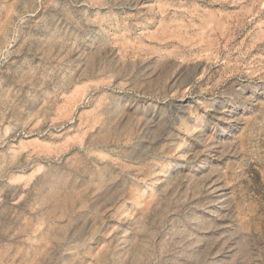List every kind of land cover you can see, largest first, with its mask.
<instances>
[{
  "label": "rangeland",
  "instance_id": "1",
  "mask_svg": "<svg viewBox=\"0 0 264 264\" xmlns=\"http://www.w3.org/2000/svg\"><path fill=\"white\" fill-rule=\"evenodd\" d=\"M0 264H264V0H0Z\"/></svg>",
  "mask_w": 264,
  "mask_h": 264
}]
</instances>
